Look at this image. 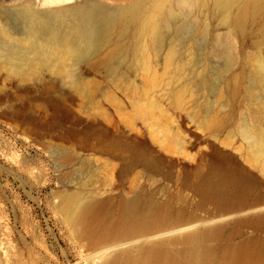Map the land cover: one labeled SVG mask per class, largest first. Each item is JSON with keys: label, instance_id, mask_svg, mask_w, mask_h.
<instances>
[{"label": "rangeland", "instance_id": "374dc122", "mask_svg": "<svg viewBox=\"0 0 264 264\" xmlns=\"http://www.w3.org/2000/svg\"><path fill=\"white\" fill-rule=\"evenodd\" d=\"M97 1L109 8L127 2ZM190 1L188 18L205 36L200 42L210 46V36L219 34L236 48L231 53L234 63L223 76L216 73L226 61L220 52L212 50L197 60L191 45L169 35L165 52L159 54L149 34L146 48L136 45L133 29L102 53L120 47L122 55L114 59L118 72L98 64V57L89 64L71 60L83 73L81 90L47 72L44 78L25 81L11 74L1 77L6 69L0 65L3 264L7 258L10 264H100L94 255L100 245L66 222L57 209L66 192H78L83 199L109 198L112 210L134 195L141 202L161 203L171 222L137 237V242L224 222L219 234L206 242L212 247L213 264L246 243L248 250H259L258 264H264V222L236 220L264 205V8L257 16L250 13L243 24L235 19L243 0H236L228 17L214 0ZM59 6L63 4L36 0L39 9ZM170 7L179 12V0H151L149 9L171 27ZM171 42L180 52L173 62L166 58ZM206 71L208 81L203 84L204 75L199 74ZM247 129L263 138L259 154ZM68 131L72 138L64 141L61 135ZM105 134L139 149L128 151L127 161L113 159L116 168L100 149ZM181 246L185 243L171 244Z\"/></svg>", "mask_w": 264, "mask_h": 264}, {"label": "bare ground", "instance_id": "6f19581e", "mask_svg": "<svg viewBox=\"0 0 264 264\" xmlns=\"http://www.w3.org/2000/svg\"><path fill=\"white\" fill-rule=\"evenodd\" d=\"M50 1L61 3L63 6L43 10L36 7V0L12 4L10 2L13 0L3 1L1 11L4 14L0 15V65L6 70L1 77L6 78L11 74L18 76L20 81H25L33 77L44 78L47 72L51 76H61L63 80H68L72 88L81 90L83 73L76 71L71 60L89 64L98 57V64L118 72V64L114 59L122 55L120 47L112 48L103 55L102 53L105 47L120 41L131 29L136 45L146 48L145 36L149 34L150 43L159 54L164 51L169 35L175 40L191 45L197 60L208 57L212 50L220 52L226 59L225 63L216 69L220 76L234 63L231 53L236 48L224 42L219 34L210 36V46L200 42L205 36L199 35L196 23L188 18L193 5L190 0H179V12L170 7V20L167 22L171 21V27H166V23L157 20L156 11L149 9L151 0H125L127 2L124 4L112 8L97 0ZM214 2L228 17L236 0ZM158 7L164 8V2L160 1ZM263 8L264 0H243L241 11L235 18L236 22L244 24L250 13L257 16ZM180 18L183 23L177 25ZM22 20L25 25L20 27L19 21ZM117 32L119 37L115 39ZM177 45L171 42L166 52V58L171 62L180 54ZM207 74V71L199 74L204 75L201 83H207ZM245 133L252 139V146L258 149L259 154L263 138L259 134L254 136L248 129ZM70 134L68 131L62 134L61 138L69 141L73 135ZM105 136L100 149L107 155L106 160L117 168L118 163L113 162V159L122 158L127 161V152L134 151L137 147L130 142L112 140L107 134ZM125 168L123 166L121 170ZM260 170L264 175V163ZM127 183L132 190L133 180L130 179ZM121 189L126 192V186L123 185ZM261 203H264V200ZM58 207L66 222L74 225L90 242L100 245L94 253L100 264H213L212 247L206 242L211 236L218 235L225 225L220 221L198 228H183L137 242V237L171 222L169 213L161 203L141 202L140 198L134 195L122 199L118 207L112 210L109 198L83 199L78 192H66L61 194ZM236 220L263 223L264 205L238 215ZM177 241L185 243V246L171 247V244ZM258 251L248 250L247 243L239 244L226 251L218 264H258ZM9 260L7 258L5 263L10 264ZM3 263L4 260L0 257V264Z\"/></svg>", "mask_w": 264, "mask_h": 264}]
</instances>
